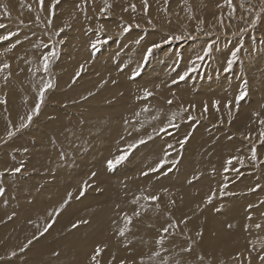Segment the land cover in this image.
Segmentation results:
<instances>
[{
    "label": "rangeland",
    "instance_id": "374dc122",
    "mask_svg": "<svg viewBox=\"0 0 264 264\" xmlns=\"http://www.w3.org/2000/svg\"><path fill=\"white\" fill-rule=\"evenodd\" d=\"M147 2L145 13L142 0H107L110 7L102 15L105 0H59L54 9L53 0H44L43 10L38 0H0L4 25L0 37H8L0 39V65H10L0 71V264H28L33 256L36 264L45 263L48 254L58 257L61 238L74 231L83 241L80 245H86L78 264H93L98 245L103 249L97 256L99 264H224L225 251L220 252L224 235L231 237L228 245L233 251L226 264H248L249 257L252 264H262L264 4L261 0H231V6L228 0H186L183 6L181 0ZM129 25L125 33L123 28ZM61 28L64 31L57 35ZM53 50L56 55L44 72L42 57ZM229 60H233L230 69ZM49 81L54 86L44 92L37 114L40 89ZM145 90L151 93L146 99ZM242 92L246 95L237 104ZM122 99H127V114L119 113ZM213 101L220 102L219 110ZM229 101L231 107H225ZM122 155L126 159L110 170L108 161ZM233 157L238 159L229 165ZM17 167L21 171L14 173ZM154 168L158 170L150 171ZM202 175L205 188L196 193ZM134 181L140 186L131 185ZM185 192L200 200L183 203ZM152 195L159 200L144 198ZM172 198L182 204L180 210L170 206ZM102 203L110 205L103 220L115 219L116 237L120 229H128L120 235L126 240L118 246L121 258L116 250L104 255L107 245L96 238L102 229L93 237L84 231L90 218L82 219L79 212ZM69 204L73 207L69 213L76 216L65 228L59 214ZM144 210L161 218L154 224L144 218L147 230L156 231L152 245L160 248V256L149 259L148 247L139 260L129 256V230L140 228L142 217L136 216ZM173 214L211 224L203 229L192 226L183 236L187 242L172 244L175 230L164 229ZM257 223L261 229L254 227ZM189 233L196 235V241L203 235L209 237L206 242L218 239L215 250L209 249L214 253L197 247ZM39 240L51 243L48 254L49 246L37 244ZM110 247L117 249L116 244Z\"/></svg>",
    "mask_w": 264,
    "mask_h": 264
},
{
    "label": "bare ground",
    "instance_id": "6f19581e",
    "mask_svg": "<svg viewBox=\"0 0 264 264\" xmlns=\"http://www.w3.org/2000/svg\"><path fill=\"white\" fill-rule=\"evenodd\" d=\"M62 79V78H61ZM63 80V79H62ZM110 88H111V86H109ZM109 88V89H110ZM160 95V94H159ZM113 96V95H112ZM97 99V98H96ZM90 104V103H89ZM119 104V103H118ZM95 105H97L96 103H95ZM121 105H122V107H121V109L119 110V113H129L130 111L127 109V107H128V104H127V99L126 100H124L123 101V99L121 100ZM89 106V105H88ZM91 107H93V106H91ZM100 109H102V108H100ZM105 109V108H104ZM103 109V110H104ZM117 109V108H116ZM95 110V109H94ZM98 110V109H97ZM106 110H108V109H106ZM89 111V110H88ZM92 111V110H91ZM96 111V110H95ZM125 111V112H124ZM94 112V111H93ZM98 112V111H97ZM96 112V113H97ZM95 113V112H94ZM94 113H92L91 115L93 116V114ZM96 113H95V115H96ZM111 114V113H110ZM91 115H89V116H91ZM94 115V116H95ZM100 115V114H99ZM104 115V114H103ZM86 116H88L87 114H86ZM105 116H107V115H105ZM110 116V115H109ZM112 116V115H111ZM110 116V117H111ZM116 116V115H115ZM122 117V116H121ZM115 121V120H114ZM108 122H110V121H108ZM119 125V124H118ZM119 127V126H118ZM106 129V128H105ZM120 130H121V128H120ZM108 131V130H107ZM110 131V130H109ZM111 133V132H110ZM100 141V140H99ZM99 141H98V143H99ZM96 142V141H95ZM101 143V142H100ZM102 144H103V142H102ZM101 145V144H100ZM92 149V148H91ZM110 151H111V148H110ZM109 150H108V152H110ZM95 152V151H94ZM106 155V154H105ZM136 165V164H135ZM203 170H205V169H203ZM134 171V170H133ZM132 172V171H131ZM114 176V175H113ZM122 179V178H121ZM120 180V179H119ZM198 182H199V180H198ZM197 182V183H198ZM206 183V178H205V176L204 175H202L201 176V180H200V185L198 186V188H196L197 189V192L196 193H198V192H202L203 191V189L205 188V186H202V185H204ZM100 184V183H99ZM98 184V185H99ZM140 184V182H136V181H134L133 183L131 182V185H139ZM56 185H57V183H56ZM59 185V184H58ZM123 185V184H122ZM121 185V186H122ZM140 186V185H139ZM141 186H142V188L144 189V187H145V185H142L141 184ZM60 188V187H59ZM58 188V189H59ZM141 188V187H140ZM134 189V188H133ZM114 192H116V191H114ZM114 192H112V193H114ZM59 193V192H58ZM58 193H56V194H58ZM195 196H196V194H194ZM58 196V195H57ZM184 197H183V203L184 202H186V201H190V202H195V201H197V200H200V199H198L199 197L197 196V199L195 200V197L193 198V196H191L188 192H185L184 193V195H183ZM85 198V197H84ZM100 199V198H99ZM45 202V201H44ZM234 204H235V202H233ZM39 204V203H38ZM96 206H93V208H89V209H87V210H81V212H79V214H81V217H83L82 219H84V218H90V222H89V224H87L88 225V227H86L85 225V230H84V228H82L84 231H87L88 233V235L89 236H94V235H96L95 234V232L97 231V234L99 233L98 232V230H101L102 229V233L99 235V238L98 237H96L97 238V240L99 241V243H102L103 245H107V251L105 252V256L109 253V251L110 250H116V255H118V257L119 258H121V256L123 255V252H121L120 250H118V246H120L121 244H122V242L121 241H123V242H126V240L124 241V237H121L120 236V234L118 235V238L116 237L117 235H116V233L114 232V231H116V232H118L119 231V229H117V228H115L114 227V224L112 223V221L113 220H115V219H113L112 221H110L111 220V218L109 217L108 219H106V220H103V213L108 209V206L110 207V205L108 204V206H106V203L104 204V203H102L101 205H97V204H95ZM236 205V204H235ZM98 206H100V208H96V207H98ZM170 206H172L173 207V209L174 210H180L181 208H182V204H180V205H178V204H176L175 203V201H174V199L172 198V201H171V204H170ZM73 207H72V205L71 204H69V206H67V207H65V209L66 210H64L63 208H62V211L60 212V214H59V221H61V220H63V222H64V224L62 223V227L63 226H65V228H68L72 223H73V221H74V217L76 216H74L73 217V215H71L70 213H69V210L70 209H72ZM96 208V210H94ZM232 209V205H231V208H230V210ZM233 211V210H232ZM75 212V211H74ZM76 213V212H75ZM144 214L143 215H141L140 214V216H136L137 218H140V217H142V218H140L139 219V221L140 220H142V225L140 226V228L138 229V230H136V231H133V230H129V238H130V240H131V242H128V244H130L131 245V247H132V253H131V255H129V256H131V257H134V258H136V259H139V260H141L140 258H141V256H142V254L144 253H147V250H148V247L150 248V256H149V259H155V258H157L158 256H160L159 255V249L160 248H155L153 245H152V241L153 240H155L154 239V234H155V229H153L155 232H153L152 230L149 232L148 230H147V228L144 226V224L147 222L146 221V219H144V218H148V219H151V221H152V224H154L157 220H160L161 218L160 217H158V216H153L152 214H150L149 212H146L145 210H144V212H143ZM163 213V212H162ZM135 217V218H136ZM171 221L170 222H168V224L166 225V228H169L170 229V231L171 230H175V234L172 236L173 237V241L171 242L172 244H174L175 242L177 243V241H188V240H186L183 236H186L187 235V233L188 232H190L194 227H192V226H196V225H199L200 227H202V226H204V225H209V224H211L210 222H208L207 220H200L198 217H195V218H193L192 216H189V217H187V219H185V220H181L180 218H178L176 215H171ZM66 219V220H65ZM70 219V220H69ZM134 222V221H133ZM172 225V226H171ZM135 226V224L133 223L132 225H131V227H128L129 229H133V227ZM169 226H171V228L169 227ZM214 226H216V227H218L217 225H215L214 224ZM160 227H163V226H160ZM207 226H204V227H202V229L203 228H206ZM114 228V229H113ZM208 228H212V227H208ZM234 228V227H233ZM105 230V231H104ZM125 230H128V229H125ZM161 230H163L162 228H161ZM230 230H233V229H230ZM238 230H240V229H238ZM67 231V230H66ZM159 231V230H158ZM75 233H76V231H74ZM72 233V232H71ZM75 233H72V234H66L63 238H61V245H60V247L59 248H56V250H58L59 251V253H58V257H55V256H51V254H48L50 251H51V243H47L46 241H41V240H39V242H37V244H41V245H44L46 248L49 246V248L48 249H46L47 250V254H48V257H47V260H46V262L44 263V262H40V264H78L79 263V261H80V259H81V257H82V255H83V251L86 249V245H80L83 241H82V239L80 238V239H78V237L79 236H77V234H75ZM105 233H107V235H106V237H104L103 238V235L105 234ZM154 233V234H153ZM174 233V232H173ZM190 234V233H189ZM88 236V237H89ZM113 237L114 238H116V240H117V242H114L112 239H113ZM156 237V236H155ZM170 237V236H169ZM171 237V238H172ZM203 237H205L204 239H203ZM203 237L199 240V241H196V235L193 233V234H190V240L192 241V243L193 242H195V245H198L197 247H201L202 249H204L203 251H205V253H207L208 251H209V254H213L214 252L213 251H211V250H209L210 248H213L214 250H215V247H217V242H218V239L217 240H215V241H211V242H206V239L207 240H209V237H208V235L206 236V235H203ZM158 238V237H157ZM156 238V239H157ZM231 237L229 236H227V235H224L223 236V238L221 237L220 238V240L221 241H223L224 242V244H222V248L220 249V252H224L223 253V255L226 257V261H225V263L224 264H226V263H228V261H227V259H228V256H230V253H232L233 251H232V249H231V247L229 246L230 244H229V242H230V239ZM234 238V237H233ZM88 239V238H87ZM93 239V238H92ZM96 239H95V241H97ZM106 240V242H107V244L106 243H104V241ZM168 240H171V239H168ZM97 241V242H98ZM101 241V242H100ZM166 241V240H165ZM190 242V241H189ZM175 243V244H176ZM110 244H116V246H117V249H112L111 247H110ZM183 244V243H182ZM201 244H202V246H201ZM229 244V245H228ZM193 246V245H192ZM183 247V246H182ZM163 248H164V250H165V247L163 246ZM208 248V249H207ZM167 249V248H166ZM236 249V248H235ZM56 250H52V252L53 251H56ZM168 250V249H167ZM146 251V252H145ZM232 251V252H231ZM162 253V252H161ZM29 254V253H28ZM178 255V254H177ZM177 255H175L176 257H179V256H177ZM36 256H33V257H29V255H28V257H27V259H29V263L28 264H36V263H39V261L38 260H36V259H34ZM180 258V257H179ZM26 259V260H27ZM82 259H83V257H82ZM82 259H81V261H82ZM173 259H176V258H173ZM33 260H35V261H38V262H34ZM170 260H171V258H170ZM34 263H33V262ZM106 261V260H105ZM224 261V260H223ZM231 261V260H230ZM254 261V260H253ZM28 262V261H27ZM170 262V261H169ZM235 262V261H234ZM80 263H82V262H80ZM173 263V262H172ZM236 263H238V262H236ZM13 264V263H12ZM24 264V263H23Z\"/></svg>",
    "mask_w": 264,
    "mask_h": 264
},
{
    "label": "snow or ice",
    "instance_id": "6c2138e0",
    "mask_svg": "<svg viewBox=\"0 0 264 264\" xmlns=\"http://www.w3.org/2000/svg\"><path fill=\"white\" fill-rule=\"evenodd\" d=\"M38 2H39V4H40V8H41V10H43V8H44V0H38ZM84 2L86 3L87 0H84ZM142 2H143V4H144L145 13H147V9H148V7H149L148 2H147V0H142ZM165 2L167 3V0H165ZM228 2H229V5L231 6V0H228ZM57 3H59V0H53V5H52V8H53V9L55 8V5H56ZM185 3H186V0H181V6H183ZM261 3L264 4V0H261ZM241 6H243V5H241ZM5 7H6V6H5ZM78 7H79V5H78ZM109 7H110V5H108V4H107V0H105V7H103V8L100 9V13H101L102 15L105 14V13L107 12V10H108ZM131 7H132V10L135 11V5H132ZM165 11H167V9H165ZM189 11H190V9H189ZM234 11H235V9H234V7H233V12H234ZM53 14H54V12H53ZM49 23H51V21H49ZM201 23H202V21H201ZM3 27H4V25H3V24H0V28H3ZM137 27H139V25H137ZM100 28L103 29V25H101ZM130 29H131V25H129V26H125V27L123 28V31L126 33V32H128V31H130ZM63 31H64V29L61 28V29L59 30V32H57L56 34L59 35L60 32H63ZM7 38H8V37H0V39H7ZM174 38H175L176 40H180V39H182L183 37H181V36H176V37H174ZM62 42H63V41H61V43H62ZM99 42H100V41L98 40L97 43H99ZM105 42H106V41H105ZM137 43H139V41H137ZM45 47H47V46L45 45ZM92 47L95 48V47H96V43H93V44H92ZM153 47H159V45H153ZM148 51H149V53H150V52H151V48H150ZM237 51H239V49H237ZM55 55H56V52L53 50V51H51L50 53L45 54V55L42 57L41 64H42V66H43V70H44V72H47V71H48L49 63H50V57L55 56ZM232 56L235 57V56H236V52H233ZM232 63H233V60H229V62H228V68H229V69L231 68ZM5 68H10V65L7 64V63H4V64L0 65V71H3V69H5ZM226 70H227V69H226ZM82 71H83V66H81V70L78 71V72L76 73V77H79V76L81 75V72H82ZM9 75H10V73H9ZM180 79L183 80V79H184V76H181ZM5 80H7V77H5ZM53 86H54V85L52 84V82L49 81V82L45 83V84L43 85V87L40 89L39 100H38V102H37V104H36V106H35V109H34V111H35L37 114H38V112H39V109H40L41 103L43 102V99H44V92H45L47 89L52 88ZM150 95H151V93L148 92L147 90H145V99H146L148 96H150ZM245 95H246V93L242 92V93L240 94V96H238V97L236 98L237 104L239 103L240 100H242V99L244 98ZM168 103L171 104L172 101L169 100ZM219 104H220L219 101H213V106H214L217 110H219ZM231 104H232V102L229 101L228 104L225 105V107L230 108V107H231ZM144 110L147 111V109H144ZM206 111H207V104H205V112H206ZM257 115H258V114H257ZM27 120H28L29 123L31 122V120H32V115H31V114H29V115L27 116ZM260 123H261V125H264V120H261ZM25 126H26V125H24V124L21 125V127H25ZM9 135L11 136L12 133H9ZM139 143L142 144V143H145V141H144V140H140ZM261 143H264V132L261 133ZM130 147H132V146H130ZM251 158H252L253 160L256 159V148H255V146L252 147V157H251ZM124 159H126V155H122V156H120V157H117L115 161H111V160L108 161V168H109L110 170L113 169V168L115 167L116 164L120 163V162H121L122 160H124ZM234 159H238V158H236V157L230 158L229 161H228V164L231 165V163H232V161H233ZM241 163H242V161H241ZM162 166H163V164H161L160 166H158V168H159V167H162ZM158 168L151 169L150 171H157ZM225 170L227 171V170H229V169L226 168ZM20 171H21V168H20V167H17V168H15V169H13V172H14V173H19ZM141 174H142V175H145V176L148 175L147 172H144V173H141ZM95 175H96V173H92V176H93V177H95ZM98 191H99V189H98ZM2 192H3V189H0V194H2ZM83 195H84V190H82V191L80 192V196H83ZM70 197H71V194H69V198H70ZM78 198H79V197H78ZM144 198L147 199V200H149V201H153V202L159 200V196H156V195L147 196V197H144ZM213 198H214V195H213V196H209V198H208V200H207V203H211ZM66 203H67V201H66ZM61 207H63V205H62ZM248 207L251 208L252 205H249ZM220 210H221L220 208H217V209H216L217 212H219ZM136 215H139V213H136ZM10 218H11V217H10ZM125 219H126L127 223H131V217H127V216H126ZM248 219H249V220L252 219L251 215H249ZM84 223H87V221H84ZM49 227H51V225L46 226V227L44 228V232H47ZM73 227L75 228V227H77V225L74 224ZM229 227H231V225H229ZM246 227H247V226H246ZM254 227H255L256 229H261L262 225H261L260 223H257V224H255ZM164 231L167 232L168 229L165 228ZM124 233H125V229H120L119 234H120L121 236H123ZM43 234H44V233L42 232L41 235H43ZM197 234H198V235H202V232L197 233ZM160 242L162 243V241H160ZM28 243L31 244L32 241L30 240ZM25 247H27V245H26ZM102 251H103V249L98 245L97 248H96V250H95V254L92 255V257H91V260L93 261V264H99V262L97 261V256H99V255L101 254ZM186 251H191V248L186 249ZM14 254H15V253H13V255H14ZM57 255H58V254H57ZM199 259H200L201 261H203L204 258L201 256ZM235 259H239V256L235 257ZM259 260L262 262V264H264V244H262V253L259 255ZM121 264H124V262L121 261ZM248 264H252V262H251V258H250V257H249V259H248Z\"/></svg>",
    "mask_w": 264,
    "mask_h": 264
}]
</instances>
